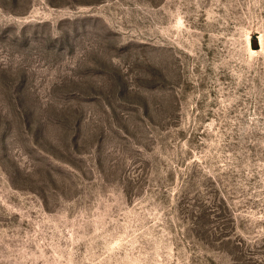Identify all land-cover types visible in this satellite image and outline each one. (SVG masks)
Wrapping results in <instances>:
<instances>
[{
  "label": "rangeland",
  "instance_id": "obj_1",
  "mask_svg": "<svg viewBox=\"0 0 264 264\" xmlns=\"http://www.w3.org/2000/svg\"><path fill=\"white\" fill-rule=\"evenodd\" d=\"M0 264H264V0H0Z\"/></svg>",
  "mask_w": 264,
  "mask_h": 264
}]
</instances>
